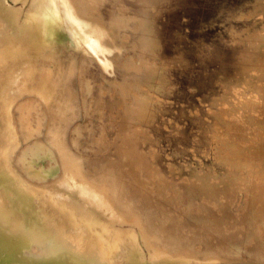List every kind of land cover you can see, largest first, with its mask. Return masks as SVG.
<instances>
[{
    "label": "rangeland",
    "instance_id": "rangeland-1",
    "mask_svg": "<svg viewBox=\"0 0 264 264\" xmlns=\"http://www.w3.org/2000/svg\"><path fill=\"white\" fill-rule=\"evenodd\" d=\"M0 3V84L8 91L0 171L29 192L48 229L29 239L38 264H264V173L255 176L250 160L264 150L259 130L228 148L214 130L223 121L241 131L250 119L257 86L246 90L239 75L221 78L214 69L232 70L236 49L261 59L250 42L264 55V0ZM48 9L72 39L37 52L31 28L43 26ZM233 28L244 35L232 36ZM70 152L87 158L74 181L61 159ZM197 172L225 188L202 224L189 198ZM113 210L118 222L109 220ZM104 224L119 229L121 243L113 233L100 240ZM186 245L194 253L180 252Z\"/></svg>",
    "mask_w": 264,
    "mask_h": 264
},
{
    "label": "bare ground",
    "instance_id": "bare-ground-1",
    "mask_svg": "<svg viewBox=\"0 0 264 264\" xmlns=\"http://www.w3.org/2000/svg\"><path fill=\"white\" fill-rule=\"evenodd\" d=\"M12 1L14 2L15 0H12ZM0 7H1V3H0ZM47 12H49V13L45 14V15H47V17L45 16L46 19L44 20L43 26L39 30H38V28H31V31H33V32L35 31V33L33 34V36L35 35V40L33 42L36 43V45L34 44V49L37 50V52L41 51V47H47L48 48V47H53L55 45H57L56 49L59 50L61 48V46L64 44H67L68 41H70L68 39L71 38L69 32H66L67 30L62 28L60 25L63 18L61 19L60 16H56L52 9H48ZM229 33L234 37L244 35L242 33H238V32L236 33L234 28L231 29ZM91 35L92 34L90 33L89 36L91 37ZM83 36H84V34H83ZM83 36L81 35V39H83L82 38ZM92 37H94V36L92 35ZM85 38H87V40H85ZM85 38L83 40L84 42L85 41L88 42L89 40L90 41L92 40L91 38L89 39V37H85ZM33 39H34V37H33ZM66 41H67V43H66ZM87 42H85V43L88 45ZM249 44H250L249 47L251 49H254V51H253L254 55L256 56V53H258L257 55L259 57H257V58H261V59L257 60L256 62L252 61L251 58H246V60H245V58H242L240 56V49L239 50L236 49L235 54H236L237 60H236V63L234 64V67L232 70L223 69L222 71L219 72L217 69H214V73L216 74V76L217 77L220 76L221 78L222 77H231V76L233 77L236 74L239 75V78H241V80L245 84H247L246 90L254 88L255 85L257 86V88L255 87L256 88V91H255L256 95L254 94L255 97L252 99V102H250L248 100V97L246 99L247 103H248V101L250 102V104L248 103L249 108L247 109V111L251 115H250V119H248V121L245 124V127L241 131L232 130L231 128H229L228 124H223L222 120H221L222 123H220V122H217V124L215 123L216 124L215 128H214V130L216 131L215 136L224 137V135H225L224 141L227 142V148L229 146L232 147L235 144H239V143L244 142L245 137H249L250 133L253 131L252 128H254V127L259 130L258 134H260V136L258 138V141L261 142L262 144H264V83H263V79H264V57L263 58L260 57V56H264V55L261 54V51L259 50L262 47V45L257 48V46L253 45V43L250 42ZM88 46H91L90 43ZM255 49H256V51H255ZM226 50H228V49H226ZM219 55H220L219 50L217 48L214 58L218 57ZM0 73H1L0 76H2L1 71H0ZM4 83H5V81H4ZM4 92H8L7 86L0 84V110H1L2 104H4L6 101V100H4V103H3L1 100V98H4L7 96L4 94ZM212 126H211V128H212ZM28 130H27V133L25 131V134H28ZM30 133L31 132L29 131V134ZM27 136H29V135H27ZM25 137H26V135H25ZM76 138H77V136H76ZM74 142L76 143L75 140H74ZM74 142H72V143L74 144ZM73 144H72V147H73ZM78 144H75V146L77 145V147L78 146L81 147L80 146L81 144L80 145H78ZM75 146H74V149H76ZM6 147H7L6 142H4L3 140L0 139V151H4L6 149ZM262 149H261V147L259 149H256L255 153L253 154V157L250 158V160L252 162H254V164L256 165V172H254L255 176L256 175L259 176V175L264 173V166H263L264 150L262 152ZM242 150H244V149H242ZM74 152H76V150ZM74 152H70L71 153L70 155L64 156V158H61L64 166L69 168L67 176L70 177V175H71L72 176L71 180L73 179V177L76 178V176L74 174H77V176L80 177V174H81L80 172L84 170V169L82 170V166H83L85 157L83 158V157L79 156L80 153H79V155H75ZM80 152H81V150H80ZM127 153H129V150L127 151ZM86 154H88V153L86 152ZM85 156H87V155H85ZM242 156L244 157V159H246L244 152H243ZM132 157L133 156H131V158L128 157L127 158L128 162H126V163L131 162L133 164V166L130 168L131 171L133 172V171H135L136 167H134V166L137 165L138 160H136L135 158H132ZM85 159H87V158H85ZM142 160H143V165H144L143 169L144 170L146 169L145 172L147 174L153 173L154 172L153 167H152L153 165L146 163V159L143 158V156H140V161H142ZM86 162H88V161L86 160ZM3 166H5V165L2 164L0 161V168ZM24 167L26 170H29L30 174H33L32 171H34L35 169L32 168V164L30 162L24 163ZM84 168H85V166H84ZM127 168H129L128 165H127ZM3 169H1V171H0V261L2 264H38L36 259H35L36 254L33 251H30V249H29L30 243H31L30 242L31 240H29V239L33 238V237H35L36 239H38L40 237H42V238L45 237L48 229H47V227H44V226L41 227L39 225V222L36 219L37 212L33 209L34 207L32 206V201H31L32 199H31V196L29 195V192L26 189H23V186H22V189L14 186L15 185L14 180H11L10 184L12 186H10L8 181H6V177H7L6 174H8L7 173L8 170L6 168L5 169L7 171H5ZM123 171H125V170H123ZM193 174H195V173L193 172ZM133 175H134V173H132V175L130 174V176L134 180H137L136 177ZM196 175L198 176V178H200V180H199V183L195 184V186L192 187V192H191V195L189 196V198L196 199L195 201H193L194 202V209L197 210L195 213V216L198 218V220H200L199 222H201V224H202V222H204L203 220H205L202 217H205L207 219L208 215L213 216V214H214V208H213L214 205L213 204L214 203L216 204L218 202L219 194H220L219 192H220V190H224L225 188H221L220 186H216V183L210 181V179L208 178L209 173L197 172ZM9 177L14 179V175L9 176ZM148 178H149V176H148ZM72 181H74V179ZM77 181L80 182V180H77ZM81 183L82 184H80V183L79 184L83 185V182H81ZM42 186H45V184ZM28 187H30L29 191L35 192V190L31 189V187H32L31 185H29ZM32 188L34 189V187H32ZM39 188H41V187H37V189H39ZM139 188H141V187H139ZM98 197L99 196L97 195L96 198L98 199ZM71 198H73V197H71ZM99 200L101 201V205H102L103 203H102L101 197L98 199V205H99ZM252 203H254V201ZM114 211L115 210L110 212V217H111V218H109L110 221L111 220L114 221V218H115V220L117 219L116 218L117 215L114 213ZM197 212H198V215H197ZM112 213H114V214H112ZM124 219H125V217H124ZM116 222H118V221L116 220ZM109 223H112V222H109ZM121 224H123V222ZM104 225L103 226L101 225L102 227L100 226L101 228H99L100 232H101L100 236L102 238L100 240H102V241L104 240L103 239L104 235H105L104 233H106L105 236H108L107 233H109V235H110V233H113L112 235L116 238V239L114 238L116 241L119 240L120 236H124V235H120L119 232H117L119 229H117V231H115L116 228H114L113 231H111L112 228L110 229L109 225H105V226ZM117 225H118V223H117ZM118 227L120 228L119 225H118ZM122 231L124 232V230H122ZM123 232H122V234H125ZM38 234H39V237H36ZM42 238H40V239H42ZM122 239H124V238H122ZM105 240L108 241L107 238ZM112 240H113V237H112ZM113 242L115 243V241H113ZM119 242H120V240H119ZM123 242L125 243V241H123ZM102 243L104 244V242H102ZM112 243H111V245H113ZM126 244H127V242H126ZM108 245H110V243H108ZM27 247L29 250H27ZM179 250H180V252H186V251H190L193 249L190 246L186 245V246L182 247L181 249L179 248ZM213 250H214V246H210L209 250H207V253L209 251H213ZM130 251H132V250L129 249V253H133L134 248H133L132 252H130ZM135 252H137V251H135ZM180 252H176L175 255H173V257L175 256V258L178 259V256L181 255ZM190 252H192V251H190ZM43 253H44V255L48 256V253H46V252H43ZM129 253L127 252V254H129ZM178 253H180V254L178 255ZM192 253H194V252H192ZM166 254H168V253H166ZM188 254H190V253H188ZM130 255L134 256L136 254H130ZM133 256L131 257L132 259H133ZM128 258H130V256ZM101 259H103L102 256H101ZM197 259L198 258L196 257V260ZM100 261H102V260H100ZM45 264H49V261L45 260ZM55 264H58V263H55Z\"/></svg>",
    "mask_w": 264,
    "mask_h": 264
},
{
    "label": "snow or ice",
    "instance_id": "snow-or-ice-1",
    "mask_svg": "<svg viewBox=\"0 0 264 264\" xmlns=\"http://www.w3.org/2000/svg\"><path fill=\"white\" fill-rule=\"evenodd\" d=\"M49 6H51L52 0H47Z\"/></svg>",
    "mask_w": 264,
    "mask_h": 264
},
{
    "label": "water",
    "instance_id": "water-1",
    "mask_svg": "<svg viewBox=\"0 0 264 264\" xmlns=\"http://www.w3.org/2000/svg\"><path fill=\"white\" fill-rule=\"evenodd\" d=\"M10 250H11V249H10ZM0 264H2L1 261H0Z\"/></svg>",
    "mask_w": 264,
    "mask_h": 264
}]
</instances>
